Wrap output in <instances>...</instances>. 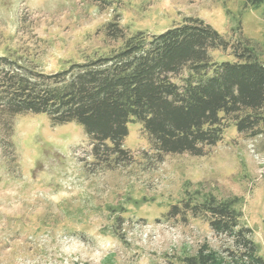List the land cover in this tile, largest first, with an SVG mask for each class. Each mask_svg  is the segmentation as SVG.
I'll list each match as a JSON object with an SVG mask.
<instances>
[{
	"label": "rangeland",
	"instance_id": "rangeland-1",
	"mask_svg": "<svg viewBox=\"0 0 264 264\" xmlns=\"http://www.w3.org/2000/svg\"><path fill=\"white\" fill-rule=\"evenodd\" d=\"M187 17L247 40L264 60V4L247 0H0V59L52 73L121 47L107 37L110 21L152 35ZM128 128L134 160L108 170L96 166L83 125L0 111V264H184L200 251L238 261L244 248L229 233L170 212L186 196L210 194L239 199L264 258V134L240 135L231 123L206 155L156 161L142 124Z\"/></svg>",
	"mask_w": 264,
	"mask_h": 264
},
{
	"label": "trees",
	"instance_id": "trees-1",
	"mask_svg": "<svg viewBox=\"0 0 264 264\" xmlns=\"http://www.w3.org/2000/svg\"><path fill=\"white\" fill-rule=\"evenodd\" d=\"M105 30L107 37L122 39L121 47L56 72L2 56L0 111L11 118L44 113L53 123L83 125L96 166L108 170L134 160L124 146L130 122L142 124L156 161L167 154L206 155L231 123L240 135L264 134V60L247 40L233 43L199 17L152 35L127 34L115 21ZM217 52L234 59L219 61ZM238 203L237 197L221 200L210 194L189 195L172 205L171 213L203 217L215 232L229 233L244 248L238 261L200 251L185 257L184 264H245L244 256L264 264Z\"/></svg>",
	"mask_w": 264,
	"mask_h": 264
}]
</instances>
